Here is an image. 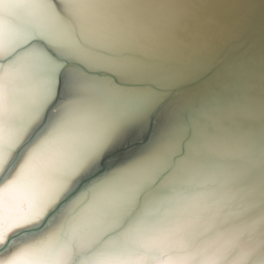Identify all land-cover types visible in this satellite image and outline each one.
<instances>
[{"label":"water","instance_id":"1","mask_svg":"<svg viewBox=\"0 0 264 264\" xmlns=\"http://www.w3.org/2000/svg\"><path fill=\"white\" fill-rule=\"evenodd\" d=\"M41 1V18H19L0 50V74L22 62L29 95L15 98L0 188L51 132L79 134L57 194L5 233L0 260L49 233L64 240L83 218L95 238L70 264L84 262L197 197L215 212L200 238L238 231L222 263L246 246L241 264H263L264 0ZM139 168L134 195L118 202V177ZM96 209L108 225H94Z\"/></svg>","mask_w":264,"mask_h":264},{"label":"bare ground","instance_id":"2","mask_svg":"<svg viewBox=\"0 0 264 264\" xmlns=\"http://www.w3.org/2000/svg\"><path fill=\"white\" fill-rule=\"evenodd\" d=\"M111 1L116 5L117 0ZM43 12L44 2L41 0H0V50L6 49L12 38L13 24H17L19 18L39 20ZM114 12L116 10L111 11V16L112 13L114 16ZM17 64L19 66L9 65L0 74V161L5 158L9 135H13L11 142L16 139L15 131L14 134L10 132L12 129L9 120L15 109V98L19 99L20 95L24 94L21 90L24 86L22 62ZM21 80L22 86L17 87L16 83ZM30 88L32 91L31 84ZM26 97L28 99L29 95ZM77 111L78 117L85 120L83 110ZM118 114L120 115L119 112ZM95 123L100 124L97 119ZM81 124L85 123L81 121ZM51 133L53 137L44 139L30 148L11 180L0 188V226L7 219L14 222L8 223L9 226L0 227V240L14 226L35 219L59 190V173L71 153L75 134H79V131L75 127L73 131L64 128ZM145 175L144 168L120 175L118 186L114 190L118 194L112 192L118 195V202L131 199L139 185L138 180H142ZM37 196L39 197L34 204V214L30 215L32 218L28 221H19L18 216L15 218L23 204ZM187 200L189 202L178 208L177 213L170 215L171 217L149 224L134 225L118 239H111L101 245L98 249L100 251L84 262L82 259L76 264H223V258L233 248L238 231L228 230L227 235L216 233L200 238L208 233L204 225L210 222L206 220H214L215 212L211 210L210 201L201 203L197 197ZM103 214L102 210L96 209L94 225H108L104 222ZM88 222L90 221L83 218L75 220L68 227L64 240L58 242L56 232L49 233L39 245L22 247L7 260H0V264H70L72 253L88 248L95 238L94 232L83 229ZM125 247L134 249L127 250ZM239 250L241 252L225 264H241L249 248L245 246Z\"/></svg>","mask_w":264,"mask_h":264},{"label":"rangeland","instance_id":"3","mask_svg":"<svg viewBox=\"0 0 264 264\" xmlns=\"http://www.w3.org/2000/svg\"><path fill=\"white\" fill-rule=\"evenodd\" d=\"M14 66V65H13ZM20 171H18V173H19ZM38 197L39 196H37L36 198H33V199H31V201L30 202H28V203H25V204H23V206H22V208H20L21 209V211L15 216V218L18 216V220L19 221H23V220H29V219H31L32 218V216H33V214H34V204H36V202H37V199H38ZM1 198L2 197H0V200H1ZM33 213V214H32ZM30 215H32V216H30ZM30 216V217H29ZM16 221V220H15ZM17 222V221H16ZM8 223H10V224H14V222H11V220H8L7 219V221H5V222H2L1 223V226L0 227H2V226H9V224ZM47 239V238H46Z\"/></svg>","mask_w":264,"mask_h":264}]
</instances>
